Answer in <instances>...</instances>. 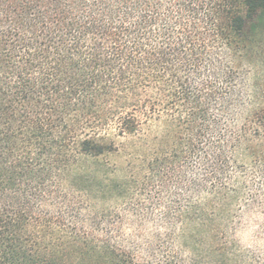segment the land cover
<instances>
[{"label":"trees","instance_id":"16d2710c","mask_svg":"<svg viewBox=\"0 0 264 264\" xmlns=\"http://www.w3.org/2000/svg\"><path fill=\"white\" fill-rule=\"evenodd\" d=\"M262 45L264 0H0V264H264Z\"/></svg>","mask_w":264,"mask_h":264},{"label":"rangeland","instance_id":"374dc122","mask_svg":"<svg viewBox=\"0 0 264 264\" xmlns=\"http://www.w3.org/2000/svg\"><path fill=\"white\" fill-rule=\"evenodd\" d=\"M261 59L264 60V46L262 45L261 47ZM261 72L264 74V67H261L260 68ZM251 232L250 231H243L242 234H241V238H242V241L244 243V245H252V238H251Z\"/></svg>","mask_w":264,"mask_h":264}]
</instances>
